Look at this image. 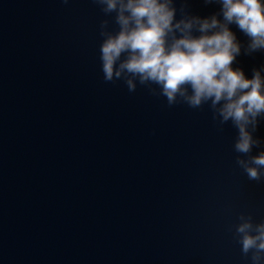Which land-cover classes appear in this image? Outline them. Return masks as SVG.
<instances>
[{
    "label": "water",
    "instance_id": "95a60500",
    "mask_svg": "<svg viewBox=\"0 0 264 264\" xmlns=\"http://www.w3.org/2000/svg\"><path fill=\"white\" fill-rule=\"evenodd\" d=\"M219 9L188 0L191 15ZM114 16L93 0H0V264H221L239 216L264 214L231 122L104 81L99 26L118 31ZM229 27L250 79L264 50L245 54ZM254 136L252 155L264 118Z\"/></svg>",
    "mask_w": 264,
    "mask_h": 264
},
{
    "label": "clouds",
    "instance_id": "9594fccd",
    "mask_svg": "<svg viewBox=\"0 0 264 264\" xmlns=\"http://www.w3.org/2000/svg\"><path fill=\"white\" fill-rule=\"evenodd\" d=\"M65 3L68 0H64ZM101 11L115 14L118 31H110L108 19L100 22L101 70L105 82L123 80L129 92L137 83L163 96L168 106L187 104L197 109L208 104L221 128L231 122L237 130L233 145L236 164L250 181L264 178V150L252 155L261 141L254 136L264 118V66L246 78L232 67L242 45L229 25L248 37L243 51L264 50V2L262 0H203L220 5L208 17L191 15L188 0H93ZM219 17H222L220 19ZM195 33H198L196 35ZM155 85L156 87H151ZM235 234L241 252L251 264H264V221L241 214Z\"/></svg>",
    "mask_w": 264,
    "mask_h": 264
}]
</instances>
